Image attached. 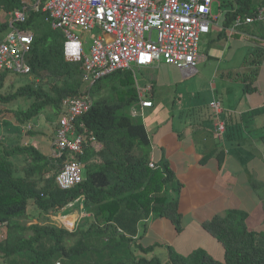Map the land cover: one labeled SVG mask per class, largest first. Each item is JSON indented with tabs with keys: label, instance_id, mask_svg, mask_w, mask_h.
<instances>
[{
	"label": "trees",
	"instance_id": "1",
	"mask_svg": "<svg viewBox=\"0 0 264 264\" xmlns=\"http://www.w3.org/2000/svg\"><path fill=\"white\" fill-rule=\"evenodd\" d=\"M220 5L225 6V12L209 42L239 39L243 34L254 38L255 46L245 56L242 68L224 75L240 81L244 93L254 92L264 61V20L246 19L257 15L264 0H222ZM0 9L9 14L22 9L26 15L22 21L0 22V34L12 27L33 33L27 55L30 72L0 74V102L31 99L27 108L14 109L19 124L10 123V131L0 137V223H7L0 252L10 259L9 264H264V230L250 229L248 212L239 208H228L202 222L222 244L223 259L202 247L181 254L171 245L165 246L167 257L163 259L155 254L159 244L139 243L143 220L168 218L177 231L183 229L179 205L183 183L166 158H151L147 128L129 113L140 101L135 70L118 69L86 83L83 63L66 58L65 34L46 19L47 13L25 9L22 0H0ZM18 75L31 78L15 87L9 77ZM84 92L93 99L91 107L76 119V129L85 135L84 151L69 156L83 165L84 179L64 189L56 176L65 157L55 160L33 144L23 145L22 123L48 106L62 113L63 99ZM33 127L29 132L36 134ZM15 155H25L22 165L12 160ZM211 155L223 163L222 146L213 148L201 162ZM250 184L261 200L264 215V181L252 176ZM77 200L85 215L72 223L73 228L50 220L65 214ZM31 204L39 215L32 217L36 222L25 223L23 220L31 218ZM42 218L49 221L42 222Z\"/></svg>",
	"mask_w": 264,
	"mask_h": 264
},
{
	"label": "crops",
	"instance_id": "2",
	"mask_svg": "<svg viewBox=\"0 0 264 264\" xmlns=\"http://www.w3.org/2000/svg\"><path fill=\"white\" fill-rule=\"evenodd\" d=\"M11 18L12 15L0 9V22ZM242 40L253 42L254 38L243 34L239 39L229 37L222 43L236 41L240 43ZM224 48L229 50L231 46ZM208 56L210 57V54ZM134 69L139 95L153 102L148 107L139 105L141 106L139 111L142 114L154 107V96L158 86L160 88L178 86L185 81V77L198 72L196 69L194 73H187L164 61ZM170 69L172 70L171 75ZM227 71L220 73L218 69L215 70L214 74L216 77L220 76V82L211 85L212 93L207 92L206 96H201L199 101L191 107H182L177 115L179 118L177 123L172 120L175 118L174 115H165L161 124L160 122L154 124L155 127L152 129L145 125L151 139V158L155 161L166 158L183 183L179 196L180 210L183 214V230L177 232L172 222L163 217L143 220L139 224L138 242L145 246L169 244L181 254H187L197 247H202L213 257L223 259L225 252L222 244L203 230L202 222L215 214H221L222 212L217 208L225 199H236L238 206L227 207L225 205L222 208L223 212L228 208L246 210L248 227L254 230H264L262 203L250 184L252 176L264 181V132L257 134L246 129L249 116L264 115V61L256 81L257 89L251 93L243 92V85L240 81L225 77ZM149 115V121H151L152 113ZM11 123L19 124L15 121ZM219 123L224 124L223 133L217 131ZM55 125L50 129L47 152L41 148L43 140L35 139L34 143H30L29 138L26 139L24 135L25 131L21 129L23 145L33 144L44 153L50 154ZM9 126L10 123L6 129ZM35 136V134L32 135V137ZM221 146L224 153V161L221 165L217 155H211L206 162H201L208 152ZM242 181L245 186L244 191L239 190ZM249 203L251 206L245 208V205ZM255 208L259 212V221L251 220L252 210ZM83 215L85 212H81L78 208L76 211L65 212L61 216L67 217L68 224H74ZM36 221L37 219L32 222ZM58 225L68 226L65 222ZM191 226H194L199 236H206V244L183 239ZM213 245L217 252H213ZM162 247L165 248V246ZM155 254L158 253L155 252ZM161 257L165 259L167 251L166 257Z\"/></svg>",
	"mask_w": 264,
	"mask_h": 264
},
{
	"label": "built area",
	"instance_id": "3",
	"mask_svg": "<svg viewBox=\"0 0 264 264\" xmlns=\"http://www.w3.org/2000/svg\"><path fill=\"white\" fill-rule=\"evenodd\" d=\"M218 0H22L24 8L47 13L46 19L65 34L64 54L81 61L86 83L118 69H134L155 62L171 63L194 73L199 43L209 33L216 17L212 6ZM11 19L24 20L22 9L10 13ZM264 20V6L247 22ZM81 29L80 33L77 32ZM96 29V33L93 32ZM233 32L234 29H231ZM86 33L92 34L86 50ZM33 33L12 27L0 34V74L4 71L26 74ZM135 70V69H134ZM141 97V96H140ZM88 92L63 99V111L51 141V157L64 158L56 179L68 189L83 181V165L70 155L84 151L85 135L76 129V119L92 105ZM142 107L153 104L141 97ZM1 118V117H0ZM0 120V125L2 124ZM28 129L31 128L29 124ZM224 124L217 125L219 133ZM153 166V161L150 163ZM7 236V223H0V241ZM60 264V262H56Z\"/></svg>",
	"mask_w": 264,
	"mask_h": 264
},
{
	"label": "rangeland",
	"instance_id": "4",
	"mask_svg": "<svg viewBox=\"0 0 264 264\" xmlns=\"http://www.w3.org/2000/svg\"><path fill=\"white\" fill-rule=\"evenodd\" d=\"M222 0H218L215 2L212 6V14L216 17L214 20V23L212 24V30L209 34H204L201 37V41L199 43V58L197 63V71L196 73L189 75L185 77V81L182 84H179L178 86L173 87H157L156 93L154 96V107L150 108L146 113L142 114L140 112V103L135 105L133 108L129 110V113L133 115L137 120L142 121L145 125H148L149 128L155 127L154 124L160 122L161 124L162 120L165 119V115H171L175 116L174 122H178V116L182 107L186 106H192L196 102L199 101L201 96H206V93H212L211 85L214 83L220 82V76H215V70H219L220 73L222 71L226 70H240L242 68L243 60L247 53L252 49V47L255 46V41L248 42L246 40H242L240 43L238 41L236 42H228V43H222V42H214L213 40L209 42V39L211 37H214L217 33V30L221 24L224 12H225V6H221L220 2ZM81 29H78L77 32L80 33ZM96 33V29L93 32V35ZM87 44H86V50H89V46L92 41V34L86 33L85 34ZM246 41V43L244 42ZM231 46V49H227L224 47ZM210 54V57L208 55ZM213 56V57H212ZM170 75L172 74V70L170 69ZM31 76H16V77H9V79H13L15 81V87H18L20 83L26 82ZM105 78H103L101 81L103 82ZM236 83V82H235ZM238 85H240L237 82ZM181 94V95H180ZM31 103L30 98H20L16 101L9 102V103H3L0 102V120H2V124L0 125V135L6 134L7 130L10 131V129H6L7 125L11 123L12 121L17 122L16 118L14 117L13 111L17 108H27ZM210 110V109H209ZM150 111V112H149ZM192 111V110H191ZM193 112V111H192ZM149 113H152V120H150ZM60 111L56 107L48 106L44 110H42L38 115L33 116L30 118V120L25 121V123H22V127L25 131V137L26 139L29 138L30 143H34L35 139L43 140V143L41 142V148L43 151L47 152L48 150V138L50 129L55 123L58 122V119L60 117ZM31 124L34 126L31 131H34L36 134L35 137H32L33 133H30L27 127ZM167 127V125H165ZM246 129H250L249 132H255L257 134L263 133L264 129V115L260 116H249L247 121ZM2 135V136H3ZM53 136V135H52ZM5 138V137H2ZM25 139V140H26ZM47 139V140H46ZM4 140V139H3ZM2 140V141H3ZM39 148V147H38ZM12 160L15 161L17 166H20L24 163L25 155H15L12 157ZM82 172L84 174V168L82 169ZM245 186L244 182L242 181L240 183L239 190L244 191ZM80 200H77L73 202L71 205L67 207V212H71L72 210H78L80 208ZM227 207H233L238 206V201L236 199H225L223 202H221L218 205L217 210H220V212L223 213V206ZM251 204H246L245 208H249ZM29 213H31V218H27L23 220V222H32L35 221L34 218H32L34 215H39V210L35 209L33 205L31 204L28 208ZM221 213V214H222ZM168 219V218H165ZM260 216L258 209L255 208L252 210L251 220L252 221H259ZM42 222H48V219H40ZM52 221H55L57 224H61L63 222L67 223V227L73 228V224H68L67 217H51ZM169 220V219H168ZM171 221V220H170ZM173 224V223H172ZM63 225V224H62ZM182 226H183V219H182ZM175 227V226H174ZM176 229V228H175ZM183 230V229H182ZM181 230V231H182ZM203 230L208 233L210 236H212L204 227ZM177 231V230H176ZM177 231V232H181ZM165 234L168 235L167 231H165ZM213 238H215L213 236ZM183 239H190L192 242L195 243H202L206 244V236L202 235L199 236L197 231L195 230L194 226L189 227L188 231L185 233V236ZM216 239V238H215ZM169 245V244H168ZM166 246V245H162ZM159 246L156 248V252L160 256L166 257V250L164 247ZM132 249H135V246H131ZM213 252H217L214 245H213ZM10 259L6 258L2 252H0V264H9Z\"/></svg>",
	"mask_w": 264,
	"mask_h": 264
},
{
	"label": "bare ground",
	"instance_id": "5",
	"mask_svg": "<svg viewBox=\"0 0 264 264\" xmlns=\"http://www.w3.org/2000/svg\"><path fill=\"white\" fill-rule=\"evenodd\" d=\"M55 132V131H54ZM0 137H1V135H0ZM50 153H51V151H50ZM51 156V155H50ZM54 159V158H53ZM151 161H153V160H151ZM83 176H84V174H83ZM4 240V239H3Z\"/></svg>",
	"mask_w": 264,
	"mask_h": 264
}]
</instances>
